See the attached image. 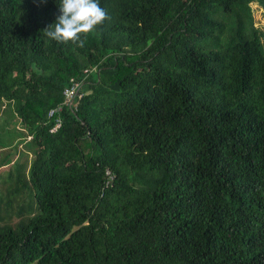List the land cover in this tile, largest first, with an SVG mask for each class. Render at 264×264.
<instances>
[{
  "label": "trees",
  "instance_id": "trees-1",
  "mask_svg": "<svg viewBox=\"0 0 264 264\" xmlns=\"http://www.w3.org/2000/svg\"><path fill=\"white\" fill-rule=\"evenodd\" d=\"M99 2L77 47L42 33L59 0H0V147L29 159L0 264H264V0Z\"/></svg>",
  "mask_w": 264,
  "mask_h": 264
},
{
  "label": "clouds",
  "instance_id": "clouds-1",
  "mask_svg": "<svg viewBox=\"0 0 264 264\" xmlns=\"http://www.w3.org/2000/svg\"><path fill=\"white\" fill-rule=\"evenodd\" d=\"M57 6L59 15L42 33L58 44L72 43L83 47L85 41L81 39V34L94 31L108 18L99 0H59Z\"/></svg>",
  "mask_w": 264,
  "mask_h": 264
},
{
  "label": "rangeland",
  "instance_id": "rangeland-1",
  "mask_svg": "<svg viewBox=\"0 0 264 264\" xmlns=\"http://www.w3.org/2000/svg\"><path fill=\"white\" fill-rule=\"evenodd\" d=\"M252 7H253V11H254V19H255L256 25L264 30V11L262 9L258 8L255 4ZM11 110H12V107H10V108L9 107H5V108H1L0 109V123L2 121H7V124H8L7 129L8 130H12L14 128L16 131H18V129H21V125L19 123L12 122V121H14V119H12V117H11ZM13 117H15V116H13ZM0 133H2L1 129H0ZM1 137H0V139H1ZM10 138L12 139V138H15V137L14 136H10ZM10 138L7 137L8 141H9ZM17 150H20V148H18ZM11 151L12 150H8L6 152H3L2 153L4 155V156L2 155L3 158H6L7 155L9 156L11 154ZM2 156H0V157H2ZM3 193H5V190L0 188V197H1V199H3V195H2ZM4 201L5 200H3L2 205H1L0 215L4 217L5 221H8V222L13 224V223H15L18 220V218L16 216L12 215V216H10L9 219H7V217L4 216L5 213H4L3 209H2ZM32 203H33V208L35 210L34 212L36 213L38 211V209L36 207V204L34 203V200H33Z\"/></svg>",
  "mask_w": 264,
  "mask_h": 264
},
{
  "label": "crops",
  "instance_id": "crops-1",
  "mask_svg": "<svg viewBox=\"0 0 264 264\" xmlns=\"http://www.w3.org/2000/svg\"><path fill=\"white\" fill-rule=\"evenodd\" d=\"M11 134L12 135H9V136H15V137L17 136V135H14L13 133H11ZM18 148H20V150H17L15 156L14 157L11 156V154L13 153L11 151V154L9 155L10 161L9 162H4L7 159V157L3 158L4 155L2 153L6 152L8 150H11V149L0 147V156L3 155L2 157H0V165H1L0 166V188L1 189H7L8 186L11 185V183H12V175H13V171H14L13 165L16 162L17 163L20 162V164H23L25 162V166H28L29 159H26L25 156H24V153L26 152L24 143L19 144ZM24 158H25V160H24Z\"/></svg>",
  "mask_w": 264,
  "mask_h": 264
},
{
  "label": "built area",
  "instance_id": "built-area-1",
  "mask_svg": "<svg viewBox=\"0 0 264 264\" xmlns=\"http://www.w3.org/2000/svg\"><path fill=\"white\" fill-rule=\"evenodd\" d=\"M87 72H88L87 70L83 71V73L85 74ZM80 85H81L80 81H74L71 79L70 85L66 89H64L62 93L64 97L62 104L48 111L47 117L54 119V124L49 130L50 133H54L60 127V119H59L58 114L61 112L62 108L64 106L69 107V108H75L74 100L82 96V94L79 92Z\"/></svg>",
  "mask_w": 264,
  "mask_h": 264
}]
</instances>
